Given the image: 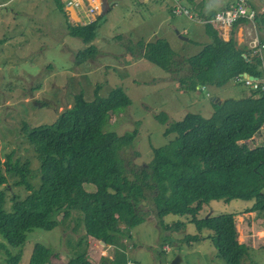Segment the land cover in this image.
Wrapping results in <instances>:
<instances>
[{"label":"trees","instance_id":"trees-1","mask_svg":"<svg viewBox=\"0 0 264 264\" xmlns=\"http://www.w3.org/2000/svg\"><path fill=\"white\" fill-rule=\"evenodd\" d=\"M214 13L202 17L210 20ZM104 17L102 13L85 23L65 17L68 32L85 43L74 54L76 65L98 53L91 42ZM204 26L210 41L192 56L177 57L164 36L145 44L137 42L130 53L138 52L153 65L178 73V82L187 91L197 85L220 87L233 80L246 85L241 77L245 72L261 78L264 60L237 46L233 32L226 41L215 25ZM247 87L238 98L219 101L210 96L208 117L188 111L182 119L168 123V114L160 113L158 119L167 124L163 135L174 138L153 147L148 162L128 168L133 178L126 176L120 150L134 143L137 130L122 135L103 130L111 112L130 104L126 93L115 87L102 97L96 87L92 100L76 94L72 105L59 112L54 122L22 130L39 162L38 186L26 179L30 171L27 160H11L8 154L2 162L0 155V235L4 239L0 250L11 264H19L22 252L12 255L7 246L23 245L33 229L50 231L60 223L68 227L73 217V229L82 225L85 237L68 243L71 256L64 264H94L87 257L88 242L129 237L128 232L145 221L142 200L150 199L160 228L166 229L162 221L167 214L187 215L199 233L207 230L212 234L186 235V243L208 239L226 264H243L249 248L239 240L235 213L204 217L199 213L212 200L234 199L254 200L250 210L264 212V91ZM7 174L18 176L16 183L29 190L23 199L12 196L10 210L5 208ZM176 225L172 229L185 227ZM52 255L50 247L36 243L28 264H60L52 262Z\"/></svg>","mask_w":264,"mask_h":264},{"label":"rangeland","instance_id":"rangeland-1","mask_svg":"<svg viewBox=\"0 0 264 264\" xmlns=\"http://www.w3.org/2000/svg\"><path fill=\"white\" fill-rule=\"evenodd\" d=\"M179 1L175 4L176 8H173L176 16L170 18L166 16V19L175 24L177 29L179 27L182 35L175 33L177 30L174 31L169 24L161 23V28L153 27L162 16L166 15L162 12L153 18L146 17L149 15L146 12L147 8L153 9L155 0H150L148 4L130 1L125 7L116 5L100 21L91 44L101 52L98 51L93 59L76 65L74 54L85 47V43L78 36L68 32L65 15L57 6L58 1L0 0L2 162H5L8 154L12 155L11 160L19 159L21 162L27 160L30 171L26 179L33 187L38 186L41 180L38 174L39 162L35 150L26 142L22 130L26 127L31 129L54 122L59 112L72 105L76 94L82 93L85 99L92 100L96 87H99L98 94L102 97L107 96L113 88L120 87L128 96L130 104L111 112L103 130L118 135L137 130L134 143L120 150V157L126 166V176L133 178L132 174L128 173V168L137 169L148 162L153 147H161L174 138V135L170 137L163 135L167 124L158 119L160 113L168 114V123L182 119L188 111L208 117L212 111L210 96L221 98L242 96L239 94L246 86L242 83L234 85L228 83L218 88L211 86L207 90H198L199 93L186 91L182 87L184 94L180 95L178 86H181V83L178 85V73L167 72L145 59L139 64L147 66L148 69L139 72L129 71L125 66L123 69L124 55L130 49L136 48V44L132 41L137 36L145 39L147 34H151L152 39L155 35H165L177 52V57L194 55L206 40L210 41V38L200 33L203 23L201 25L185 14H178L177 7H185L195 15L196 9L199 13L204 12L202 6L204 10H211L232 2L203 0L202 6H197L200 0L193 4L194 0L191 2L181 0L183 3ZM253 3L261 11L257 18L249 23L248 29L251 34H247V40L249 41L253 36L254 43H264V0H253ZM99 15L95 13L94 17ZM141 16H144L146 23L139 20ZM86 19V15L81 14L80 22L75 23H82ZM128 24H134L136 28ZM148 30L149 33H146ZM165 30H169V34L166 35ZM182 36L189 40L183 39ZM262 57L264 60V49ZM7 178L5 208L10 210L12 196L23 199L29 190L24 185L16 183L19 180L18 176L7 174ZM245 204L248 202L243 199L233 200L230 203L212 200L203 205L199 217L206 216L210 209L213 210L212 215L235 212L234 208L237 205ZM140 210L145 213V221L127 231L129 237L116 236L107 243L88 242L87 257L94 264H129V262L133 264L134 261L138 264H169L176 255L182 257L179 264H226L225 260L217 255L216 249L208 239L192 241L190 244L184 241L186 235L212 234L207 230L199 233L195 226L190 224L187 215L167 214L163 217L162 222L166 225V229L163 230L158 226V218L150 199L142 200ZM75 223L76 219L71 217L68 227L65 223H60L59 227L50 231L33 229L27 232L23 245L7 246V248L12 255L21 251L19 264H28L34 245L43 243L53 250L52 262L64 264L71 256L68 243L75 242L79 237H85L82 225L73 229ZM176 224L185 227L180 231L172 229ZM3 241L0 235V242ZM0 264H11L4 250H0ZM243 264H264V256L259 262L254 263L251 254H248L243 258Z\"/></svg>","mask_w":264,"mask_h":264},{"label":"crops","instance_id":"crops-1","mask_svg":"<svg viewBox=\"0 0 264 264\" xmlns=\"http://www.w3.org/2000/svg\"><path fill=\"white\" fill-rule=\"evenodd\" d=\"M58 1H59V3H57V6L59 7V9L63 11L66 19L70 22H73V23L80 22L81 14L86 15V18H87L86 21L82 22V23H85V22H90V21L94 20L96 18V17H94L95 13L97 15H99V14H102L104 12L105 16L108 15L113 10V8L116 7V5H122L125 7V6H127V4L130 1H137L139 3H145V4H148L150 2V0H58ZM73 1L78 2V5L75 6ZM195 1H197V0H194L192 2V4ZM200 1H201L200 2L201 4L199 3V5L197 4V6H202L203 0H200ZM231 1H232L231 3H233L234 0H231ZM69 2H71V3H69ZM179 2L183 3V1H179ZM177 3H178V0H155L154 8L151 10H149L147 8L146 12H148L149 15L146 17L153 18L156 15H158L162 12H165L166 15L162 16L161 20H159V22H157L155 24V26H153V27H160L161 23H165V25L169 24V26L174 31L177 30V32H175V33L181 34L180 28L178 27V29H177L175 24L171 23L170 20L166 19V16H167V18L176 16L174 14L173 8L175 7V4H177ZM184 3L187 4L186 2H184ZM231 3L230 2L225 3L224 5L220 4L221 6H219V8L217 7L215 9H211V10L206 9L207 11L204 10V6H202V11H204V12L199 13L198 9H196L195 15H197L200 18H203L202 16L204 14H208L210 11H216L218 9H223V8L229 6V4H231ZM253 4H255V3H253ZM254 6L256 8H258L256 5H254ZM89 8H93L94 11H93V13H90V15L88 16V13H89L88 9ZM199 14H201V15L199 16ZM139 20L143 23H146V20H144V16H141ZM191 20H193V19H191ZM193 21L196 23H200L201 25L203 23V28L200 29V33L207 35V33L205 31L204 24L210 23V22H204L202 20H200V21L193 20ZM249 23H250V21L245 20V21L238 22L231 27L218 26L216 24H213V25H215V27L220 31L221 38H223L226 41H229L231 39L232 32H233L236 45L240 46V47H245L246 49H248L250 51L253 44H254V40H253V36H251V39H249V41L247 40V34H251L250 29H248V27H250ZM128 25L132 26L133 28H136V25H134V24H128ZM184 30H186V29H184ZM185 32H187V31H185ZM146 33H149V30L146 31ZM154 33H156V30L154 31ZM164 33L166 35L169 34V30H165ZM147 35L148 36L145 39L139 38V36H137V38H135L134 41H132V42H134V44H136L137 42H143L145 44L149 41L155 40L156 38H160V36H165V35H155L154 38L152 39L151 34H147ZM165 38H166V36H165ZM182 38H183V36H182ZM183 39H185V36ZM185 40H189V39L186 38ZM207 42H209V40H206L205 43H207ZM201 48H202V46L200 47V49ZM98 51L101 52V50H98ZM130 52H132V51H128L123 57L125 59V61L123 62V69H124V66L126 68H128L129 71H132V72L133 71L139 72V70L148 69L147 66L139 64L140 61H143V59H145V58H143L138 52H136L134 54H132ZM145 60H147V59H145ZM229 83H233V85H234L238 82L233 80ZM178 85H179V82H178ZM178 87H179L178 90L180 89V92L179 91L178 92L180 93V95H183L184 92H183L182 86H178ZM209 87L210 86H199V85H197L195 90H188V91L199 93L198 90H207V89H209ZM216 88H218V87H216ZM241 94H244V90H243V92H241L239 94V96ZM226 98H229V97H225V98L219 97L220 100H224ZM255 140H257V139H255ZM234 200H237V199H234ZM231 201H233V200H231ZM231 201H229L227 203H230ZM247 202H248V204H245L243 206L237 205L234 208L235 212H230V213H235V215H236V219H237V223H238L237 227L239 230V240L241 242H244L245 244H247V246L249 248L248 254H251L253 262L257 263L264 256V254H263V251H264V212H257V211L250 210V207L253 205L254 200H247ZM212 212H213V210L210 209L209 213H207V214L212 215ZM129 264H132V263L129 262Z\"/></svg>","mask_w":264,"mask_h":264},{"label":"built area","instance_id":"built-area-1","mask_svg":"<svg viewBox=\"0 0 264 264\" xmlns=\"http://www.w3.org/2000/svg\"><path fill=\"white\" fill-rule=\"evenodd\" d=\"M73 3L75 6L78 5V2L73 1ZM88 10L89 13H93L94 11L93 8H89ZM259 11H261V9L256 8L254 6L253 0H235L233 3L229 4V6L220 9L218 11H215L214 15L210 20L193 15L187 8L182 6H179L176 9V12L178 14H185L189 18L195 19L197 21L202 20L204 22H210L218 26H228V27L233 26L234 24L240 22V20L243 19L250 22L254 21L257 18ZM263 49H264V44L262 42H255L251 48L252 56H254L257 59L259 58L262 61ZM242 79H244L246 86L255 90L261 89L264 91V71L261 78H255V79L242 78Z\"/></svg>","mask_w":264,"mask_h":264},{"label":"water","instance_id":"water-1","mask_svg":"<svg viewBox=\"0 0 264 264\" xmlns=\"http://www.w3.org/2000/svg\"><path fill=\"white\" fill-rule=\"evenodd\" d=\"M242 77H245V78H248V79H255L256 78V77L248 74L247 72L243 73ZM219 101H221V100H219ZM181 260H182V257L180 255H176V257L169 264H179Z\"/></svg>","mask_w":264,"mask_h":264},{"label":"clouds","instance_id":"clouds-1","mask_svg":"<svg viewBox=\"0 0 264 264\" xmlns=\"http://www.w3.org/2000/svg\"><path fill=\"white\" fill-rule=\"evenodd\" d=\"M197 16V15H196ZM250 53L252 54V51L250 50ZM242 77V76H241ZM243 78H245V77H243Z\"/></svg>","mask_w":264,"mask_h":264}]
</instances>
